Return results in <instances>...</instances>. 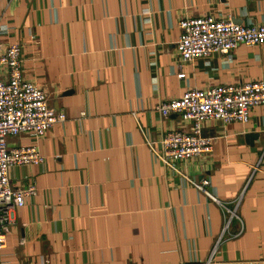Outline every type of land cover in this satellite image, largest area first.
Here are the masks:
<instances>
[{
  "label": "crops",
  "instance_id": "crops-1",
  "mask_svg": "<svg viewBox=\"0 0 264 264\" xmlns=\"http://www.w3.org/2000/svg\"><path fill=\"white\" fill-rule=\"evenodd\" d=\"M200 15L261 23L264 0H0V43L21 44L24 77L66 114L38 138H6L45 159L9 169L13 187L37 191L16 207L0 264H264V103L244 123L203 121L211 150L177 170L146 142L191 125L157 103L264 79V43L182 60L178 20ZM186 176L230 205L243 190L211 257L223 212Z\"/></svg>",
  "mask_w": 264,
  "mask_h": 264
},
{
  "label": "built area",
  "instance_id": "built-area-1",
  "mask_svg": "<svg viewBox=\"0 0 264 264\" xmlns=\"http://www.w3.org/2000/svg\"><path fill=\"white\" fill-rule=\"evenodd\" d=\"M178 26L180 32L175 44L182 60L214 52L228 55L240 43H264V22L245 24L235 21L231 15L223 18L212 15L182 17L178 20ZM22 64V48L18 41L0 43V249L5 243L7 226L13 219L16 207L24 203L26 195H33L37 191L34 183L13 187L9 181V169L15 164L41 163L45 159L34 143L9 147L7 136L28 132L38 138L53 123L66 118L63 110L49 105L45 89L24 77ZM178 75L183 76L184 73ZM263 103L264 79L187 88L180 96L157 103L155 108L161 115L171 112L180 114L191 123L190 128L172 129L158 139H146V142L162 164L177 170L174 161L211 150L212 137L203 134V121L214 119L223 123H244L249 120L250 108ZM186 178L216 200L223 212L222 233L212 247L211 257L230 219H240L237 206L243 190L230 205L227 201H219L206 190L208 178L198 181ZM23 264L35 263L25 261Z\"/></svg>",
  "mask_w": 264,
  "mask_h": 264
}]
</instances>
